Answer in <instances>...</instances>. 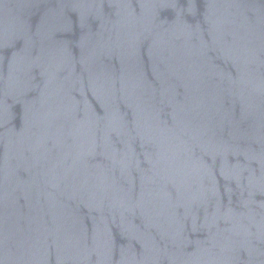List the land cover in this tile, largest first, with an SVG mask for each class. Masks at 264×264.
I'll use <instances>...</instances> for the list:
<instances>
[{"label":"water","instance_id":"95a60500","mask_svg":"<svg viewBox=\"0 0 264 264\" xmlns=\"http://www.w3.org/2000/svg\"><path fill=\"white\" fill-rule=\"evenodd\" d=\"M0 264H264V0H0Z\"/></svg>","mask_w":264,"mask_h":264}]
</instances>
